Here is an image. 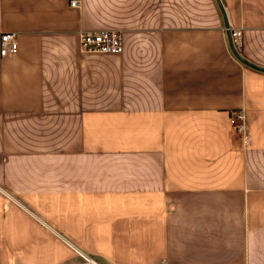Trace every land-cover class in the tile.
<instances>
[{
	"label": "crops",
	"instance_id": "1",
	"mask_svg": "<svg viewBox=\"0 0 264 264\" xmlns=\"http://www.w3.org/2000/svg\"><path fill=\"white\" fill-rule=\"evenodd\" d=\"M222 1L264 66V0ZM7 31L0 264H264V71L217 0H0Z\"/></svg>",
	"mask_w": 264,
	"mask_h": 264
},
{
	"label": "built area",
	"instance_id": "2",
	"mask_svg": "<svg viewBox=\"0 0 264 264\" xmlns=\"http://www.w3.org/2000/svg\"><path fill=\"white\" fill-rule=\"evenodd\" d=\"M82 0H70V4L75 7H80ZM235 45H240L243 39V28L231 29ZM80 45L84 51L88 52H110L119 53L124 49L123 32L120 29H94L81 30L79 32ZM18 33L15 31L3 32L0 36V53L7 54L8 52L18 51ZM232 124L244 136L245 141L249 139V126L247 115L244 110H239L233 113L231 117ZM84 258L83 264H98L96 260L80 251ZM155 264H168L165 259H162Z\"/></svg>",
	"mask_w": 264,
	"mask_h": 264
},
{
	"label": "water",
	"instance_id": "3",
	"mask_svg": "<svg viewBox=\"0 0 264 264\" xmlns=\"http://www.w3.org/2000/svg\"><path fill=\"white\" fill-rule=\"evenodd\" d=\"M217 3H218V5H219V7H220V9L222 11L223 16H224L226 29H227V34H228V38H229V43H230L231 49H232L233 53L235 54V56L239 60L244 62L245 64L264 71V66L258 65L256 63H254L253 61L247 59L237 49V47H236V45L234 43V39H233V36H232V31H231V28H230V25H229V19H228L227 12H226L225 6L223 4V1L222 0H217Z\"/></svg>",
	"mask_w": 264,
	"mask_h": 264
},
{
	"label": "trees",
	"instance_id": "4",
	"mask_svg": "<svg viewBox=\"0 0 264 264\" xmlns=\"http://www.w3.org/2000/svg\"><path fill=\"white\" fill-rule=\"evenodd\" d=\"M240 51V50H239Z\"/></svg>",
	"mask_w": 264,
	"mask_h": 264
}]
</instances>
